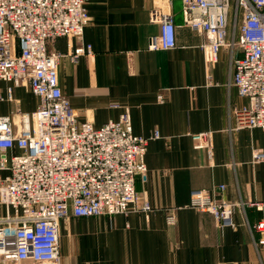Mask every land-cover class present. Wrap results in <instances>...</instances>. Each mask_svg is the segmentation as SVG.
Segmentation results:
<instances>
[{
    "label": "crops",
    "instance_id": "1",
    "mask_svg": "<svg viewBox=\"0 0 264 264\" xmlns=\"http://www.w3.org/2000/svg\"><path fill=\"white\" fill-rule=\"evenodd\" d=\"M153 1L85 0L90 23L82 39L50 44L64 56L60 86L80 122L101 128L128 111L135 135L159 134L148 146L146 177L135 178L140 199L153 211L63 220L61 264H264V246H254L260 235L252 236L246 226L263 220L264 212L236 207L232 229L190 207L193 190L215 200L264 202V162L254 158L256 150L264 151V130L236 129L231 115L248 103L231 84L242 54L224 48L217 63L208 64L201 49L207 37L185 26L180 0L170 7L176 46L150 51V38L160 29L152 19ZM86 46L91 54L72 62L69 55ZM10 86L0 81V116L19 126L39 100L23 86L13 87L10 100ZM208 132L211 156L195 149L192 138ZM7 175L0 171L1 179ZM169 209H177L174 227L166 222ZM7 212L0 205V217ZM0 264L12 263L0 257Z\"/></svg>",
    "mask_w": 264,
    "mask_h": 264
},
{
    "label": "built area",
    "instance_id": "2",
    "mask_svg": "<svg viewBox=\"0 0 264 264\" xmlns=\"http://www.w3.org/2000/svg\"><path fill=\"white\" fill-rule=\"evenodd\" d=\"M186 27L207 37L201 45L205 61L215 65L222 49L238 50L231 84L246 106L232 109L236 129L264 130V0H180ZM172 0L153 1L152 19L160 25L150 38V51L176 46ZM233 2V3H232ZM90 16L85 0H0V81L27 87L39 100L37 110L23 114L19 126L0 116V257L12 264H61L59 227L63 220L151 212L135 189V178L146 177L151 140L133 133L129 112L101 128L80 122L59 80L63 55L50 50L58 38L82 39ZM231 31V38L228 33ZM91 46L77 48V63ZM162 99V96L159 97ZM194 148L211 156V133L193 135ZM19 153L12 154L13 149ZM254 158L264 162V151ZM224 190L225 186L219 187ZM190 207L211 214L220 228L236 229L234 210L264 212V202L215 200L193 190ZM177 224V209L166 213ZM258 250L264 246V219L249 225Z\"/></svg>",
    "mask_w": 264,
    "mask_h": 264
},
{
    "label": "rangeland",
    "instance_id": "3",
    "mask_svg": "<svg viewBox=\"0 0 264 264\" xmlns=\"http://www.w3.org/2000/svg\"><path fill=\"white\" fill-rule=\"evenodd\" d=\"M233 3V2H232ZM80 48V47H79ZM21 119V118H20ZM132 123V122H131ZM134 133V132H133ZM146 162V161H145ZM205 192V191H204ZM206 193V192H205Z\"/></svg>",
    "mask_w": 264,
    "mask_h": 264
}]
</instances>
